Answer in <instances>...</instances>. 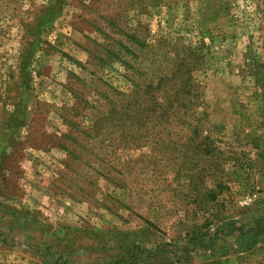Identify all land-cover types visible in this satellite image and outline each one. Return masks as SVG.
I'll return each mask as SVG.
<instances>
[{"label":"rangeland","instance_id":"374dc122","mask_svg":"<svg viewBox=\"0 0 264 264\" xmlns=\"http://www.w3.org/2000/svg\"><path fill=\"white\" fill-rule=\"evenodd\" d=\"M167 75L192 77L194 120L119 138L111 108ZM254 221L264 0H0V264H118L135 246L156 251L137 264H264V233L225 232Z\"/></svg>","mask_w":264,"mask_h":264},{"label":"trees","instance_id":"16d2710c","mask_svg":"<svg viewBox=\"0 0 264 264\" xmlns=\"http://www.w3.org/2000/svg\"><path fill=\"white\" fill-rule=\"evenodd\" d=\"M185 68L187 71H190V67L187 64L184 65L180 63L174 74L182 73ZM179 77L173 75H171L170 78L168 75L161 76L156 81H149L146 83L143 90H140V87L136 86L138 88L135 90L130 100H127L125 103L122 102V104L117 107L113 106L110 110V114L112 119L115 118L117 120L115 127L117 128L118 137L121 139L124 137L127 138L128 136L134 138L135 132L127 124V121H130L131 125L136 126V132L144 128L147 133L150 130L149 126L154 127L156 123L163 122L165 119V122H168L170 117L173 116L171 114L177 113L179 108L184 109L189 116L192 113L191 103L187 99H183L182 96L184 95L189 98L190 92L194 87L193 84H190L192 77H188L186 81H182ZM178 81H182V83L177 85L176 83ZM188 81L189 86L186 84ZM181 93H183V95ZM190 116L192 120H194L193 113ZM192 129L193 131H197L196 127H192ZM254 148H258V145H254ZM230 225L229 226L232 227L231 232L230 227L227 226L225 228V230L227 229L225 232L230 236H234L235 233L243 236L251 234L253 237V235L264 233V228H261L262 226L258 221L256 222L254 230L235 226L234 223ZM194 235L191 236V240H188V244L191 246L197 243V238H193ZM147 250L148 249H144L141 246H135L131 248L127 257L122 256L120 258L118 264H137L141 256L153 259L156 256V251ZM176 255L177 254H175V256ZM141 260L144 261L142 258ZM177 262H179V260Z\"/></svg>","mask_w":264,"mask_h":264},{"label":"built area","instance_id":"2783aa9c","mask_svg":"<svg viewBox=\"0 0 264 264\" xmlns=\"http://www.w3.org/2000/svg\"><path fill=\"white\" fill-rule=\"evenodd\" d=\"M255 197H256L255 194L247 195L242 200L239 201V205L241 207L249 206L250 204L254 202Z\"/></svg>","mask_w":264,"mask_h":264},{"label":"crops","instance_id":"0c3cea01","mask_svg":"<svg viewBox=\"0 0 264 264\" xmlns=\"http://www.w3.org/2000/svg\"><path fill=\"white\" fill-rule=\"evenodd\" d=\"M252 145H253V144H252ZM253 224H254L253 227H248V226H246V225H242L241 223L238 224L237 222H236L234 225H235V226H238V227L240 226V227L249 228L250 230H253V229H255V227H256V226H255V225H256V221H254ZM252 232L255 233L254 231H252ZM262 236H264V235H262ZM262 236H261V237H262ZM238 238H244V236H243V235H238L237 239H238Z\"/></svg>","mask_w":264,"mask_h":264}]
</instances>
